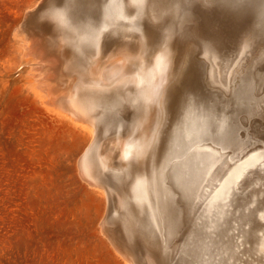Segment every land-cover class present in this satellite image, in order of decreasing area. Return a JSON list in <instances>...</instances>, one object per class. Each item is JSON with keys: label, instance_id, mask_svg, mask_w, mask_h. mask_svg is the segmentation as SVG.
<instances>
[{"label": "rangeland", "instance_id": "1", "mask_svg": "<svg viewBox=\"0 0 264 264\" xmlns=\"http://www.w3.org/2000/svg\"><path fill=\"white\" fill-rule=\"evenodd\" d=\"M86 1L88 0H0V264H127V262L133 264H180L181 262V264H186L187 259L181 254L180 248L187 236L194 230L195 220L184 199L175 195L169 203V216H167L169 226L164 238L149 234L145 226L146 217L129 204L126 209L123 208L121 201L128 199L135 177L146 175L151 178L154 169L159 168L168 151L170 134L180 118L182 100L198 92V95H206L209 99L225 104L231 100L234 91L246 84H251L253 108L251 107L248 112H240L236 116L235 125L238 129L235 137L241 148L236 152H251L255 148L264 150V100H262L264 99V39L253 37L255 21L246 15L245 10L233 11L221 6L220 2L210 5L206 3V0H201L202 2L200 0H146L141 17L137 19L135 26L125 24L116 33H106L101 41V55L104 63L107 60L116 61L129 56L133 58L132 61H135L129 65L132 73H138L141 68L145 67L151 70L154 57L161 48L167 46L170 47L171 55L177 54L172 56L173 61L176 62H173L176 74L178 75L181 69L185 71L189 69L184 80H176L177 76L167 91L165 118L160 136L162 138L146 159L132 160L126 168H123L120 151L123 142L130 137L137 120L138 115L134 106L121 102L118 105L119 109L111 113L112 120L102 119L101 115L96 112L99 122L96 121V125L92 128L87 123L78 121L74 123L70 117H63L65 114L61 113L62 110H59L55 103H49L48 97L44 98V103L35 93L36 86L40 84V81L42 82L41 78L45 81V74L49 73L53 74L54 78L46 79L45 83L50 84L53 97L69 95L74 87L77 75L74 71L78 66V57L76 59V52L72 47L73 38L69 35L65 39L51 18L50 11L60 10L70 5L76 7L81 17L83 16L82 19L98 21L102 18L108 0L105 2L104 0H90L88 3ZM125 2L127 4L129 0ZM95 3L100 4L98 8H96L97 5L94 6ZM86 4H90L89 7ZM90 6L93 8L91 9ZM207 6L209 7L206 8ZM128 7L132 12L130 5ZM30 16L32 19L29 18ZM27 21L28 23L25 24ZM146 23L151 24V27ZM235 28L239 33L235 31ZM210 30L211 34H209ZM200 33L204 35L201 36ZM245 35L250 36L245 37ZM213 38L215 41L218 40L219 44L216 42L218 45ZM34 42H36L35 48L46 51L44 59H51L55 64L51 63V68H47L48 64L43 66V73L33 68L36 57L25 56L26 46L33 45ZM200 42L203 43L202 46ZM206 47L213 50H211V63L207 58L204 59L205 51L202 48ZM142 48H146L143 54V60H145L143 65L137 57ZM176 50L178 53L175 52ZM64 55L67 56L63 57ZM87 57L88 65H90V55ZM190 59V63L187 62ZM72 60L77 63L75 64ZM67 63L72 67L69 66V71L65 66ZM100 64L101 62L98 68L102 69ZM213 65L216 68L212 67ZM212 69L216 75L213 79L214 83L209 86L208 81H210L209 76ZM35 71L43 75H37ZM195 75L198 76L200 82L198 87L192 89V85L196 83ZM35 80L39 84H36ZM175 93L178 96H175ZM115 98L116 96L112 95L109 101L112 102ZM240 110H243V107ZM236 111L235 107L229 109V113ZM254 119L257 120L254 121ZM93 143L97 148L90 163L92 162L91 168L99 187L87 182L80 166L82 157ZM246 149L249 150L246 151ZM230 155H232L231 150ZM101 158L109 160L107 167L99 164ZM253 176L242 182L231 208L235 216L233 223L237 228H235V233L231 232V237L235 235L236 240L240 236L236 218L240 220L243 214H240L241 205L253 198L252 206L257 207L256 210L264 207V193H262L264 192V171H256ZM258 193L259 196H257ZM247 214L249 216L250 213ZM172 226L174 232L170 233L169 228ZM260 226L264 227V220L261 221ZM244 229L249 230V227L246 226ZM170 241L173 242L170 243ZM253 247L254 245L250 242V244L245 243L241 248H237L229 264H264V260L253 256ZM146 251L149 252L146 253ZM162 258H166L165 261ZM157 259H160V262Z\"/></svg>", "mask_w": 264, "mask_h": 264}, {"label": "bare ground", "instance_id": "2", "mask_svg": "<svg viewBox=\"0 0 264 264\" xmlns=\"http://www.w3.org/2000/svg\"><path fill=\"white\" fill-rule=\"evenodd\" d=\"M88 1H90V0H88ZM88 1H86V2L88 3ZM104 2H105V0H104ZM145 2H146V0H129V2L126 4L125 0H108L106 6L104 8L102 18H100L98 21H92L90 19L76 20L67 8H62L60 10L50 11L51 18L54 20L56 26L63 33L65 39L69 35L71 38H73L72 44L74 46L72 45V47L74 48V50L76 52V59L78 57V64H77L78 66H76L77 69L74 71L75 74L77 73L76 80L74 79L75 80L74 81V87L72 88V90L70 89L71 90L70 94L69 95L68 94L67 95H61L59 97H53V95H52L53 90H51L50 84L45 83L46 79L51 80L54 78L53 74H51V73H49L48 75L45 74L46 76L45 77L43 76L45 81H43V79L40 77L42 80V82L40 81V84H39V82H37V80H35L37 82L36 84H39L38 86H36L37 91H35V93L37 96H39L40 99H42V102H44V98L48 97L49 99L48 98L47 99L49 101L48 100L47 101L49 103H55L56 106H58L59 110L60 109L62 110L61 113L65 114L63 117H66V116L70 117L74 121V123L77 121L82 122V123H87L90 125L89 127H92V128H93V126L96 125V121L99 122L97 120L98 118H96V112H98L101 115L100 117H102V119L110 118V120H112L111 113L116 111L117 109H119L118 105L121 102H125L129 105L134 106L135 111L138 115L137 120L135 122V125L133 127V130L131 132L130 137L127 139L125 138L126 140L124 139L125 141L123 142L122 149L120 151L122 153L120 159L123 161L122 163L124 164L123 168H126V166L129 164V162L132 160L146 159V157L149 156V153H150L152 147L155 144H157V142L159 141V138H162V137H160V135H161V130H162V126H163L164 118H165V95H166V91H167L170 83L178 76L176 74V72L174 71V69L176 67L174 68V65H173L174 61H173L172 56H174L175 54L171 55L170 47H167V46H165L164 48H161L158 53L156 52L157 54L153 59V62H152L153 67L151 70H149L148 68L145 67V68H141L138 73H132L129 69V65H130V63H133L135 61H132L133 58L129 57V56L124 57V58L119 59V60H116V61L114 60V61L109 62L107 60V62H105V63L103 62V56L101 55V52H102L101 41H102V38L104 37V35L108 32L116 33L117 31L122 29V26L125 24H128L129 26L130 25L135 26L137 23V19H139L141 17V14H142L144 6H145ZM96 3H97V1H96ZM96 3L94 4V6L97 5L96 8H98L99 3L98 4H96ZM80 4H82V3H80ZM86 5H88L87 7H89L90 4H86ZM129 5L132 8V12L129 11V7H128ZM208 7L209 6H207L206 8H208ZM90 8H91V6H90ZM96 10H98V9H96ZM206 10L207 9H205V11ZM202 12H203V10H202ZM86 13H87V11H86ZM130 13H132V15ZM204 16H206V15H204ZM31 17L32 16H30L29 18H31ZM158 18H160V17H158ZM202 19H204V18H202ZM26 23H28V21L25 22V24ZM40 24H42V23H40ZM27 25H29V24H27ZM142 25H144V24H142ZM148 25H150V27H151V24L148 23L147 26ZM154 25H156V24H154ZM219 25H221V24H219ZM234 25H236V24H234ZM241 25L243 26L242 23H241ZM23 26H25V25H23ZM203 26H205V25H203ZM242 26H240V27H242ZM154 27H156V26H154ZM221 27H222V25H221ZM201 28H199V29H201ZM249 29H251V28H249ZM236 30L237 29L235 28V31ZM19 31H21V30H19ZM206 31H204V33ZM127 32H129V31H127ZM197 32H198V30H197ZM197 32H195V33H197ZM214 32H215V30L213 31V33ZM236 32H238V31H236ZM21 33H23V32H21ZM207 33H209V32H207ZM201 34L202 33H200V35ZM209 34H211V30H210ZM209 34H207L208 37H209ZM203 35H201V36H203ZM207 35H205V36H207ZM249 36L245 35V37H249ZM212 37H211V39H212ZM214 37H216V36H214ZM25 39H26V37H25ZM213 39L215 41V38H213ZM47 40H49V39L47 38ZM199 40H197V41L199 42ZM247 40H249V38ZM55 41H56V39H55ZM177 41H175V42H177ZM197 41H194V42H197ZM217 41H215V43ZM48 42H51V41H48ZM202 42H203V38H202ZM259 42H261V41H259ZM28 43H29V41H28ZM35 43L36 42H34L33 45L28 44L26 46L25 50L27 52H26L25 56H34V58L36 57V59H35L36 62L33 63V68H35L38 72L43 73V71H42L43 66H46V64H48L49 66H47V68H49L50 64L51 63L54 64V62H52L51 59L45 60L44 59V56H45L44 52H46V51L38 50V48H35L36 47ZM147 43H148V40H147ZM187 43H188V41H187ZM203 43H201V46ZM188 44H190V43H188ZM260 44H258V46ZM56 45H57V43H56ZM192 45H194V43ZM52 46H53V44H52ZM204 46H205V44H204ZM241 46H243V45L241 44ZM184 47H186V46H184ZM218 47H217V49H218ZM44 48H45V46H44ZM194 48L192 49V51L194 50ZM144 49H146V48H142L140 53L137 54V57H138L141 65H143L145 63V60H143V58H144L143 54L145 52ZM202 49H204V48H202ZM221 49L222 48H220V50ZM227 49H229V48L227 47ZM64 50L65 49H63V51ZM147 50H149V49L147 48ZM174 50H175V48H174ZM259 50H258V52H259ZM183 51H184V49H183ZM175 52H177V50ZM182 52H180V53H182ZM245 54H247V53L245 52ZM60 55H61V53H60ZM87 55H90V59H91L90 65H88V62H87V58H88ZM179 55H178V57H179ZM66 56L67 55H64L63 57H66ZM69 56H71V55H69ZM146 56H147V54H146ZM60 57H62V56H60ZM96 57H98V59H96ZM150 57H152V56H150ZM192 57H194L193 54H192ZM195 57H196V55H195ZM263 57H264V55H263ZM67 59H68V57H67ZM228 60H230V59H228ZM72 61H74V60H72ZM188 61L190 62L191 59ZM100 62H101L100 65H102V67H101L102 69L98 68ZM70 63H73V62H70ZM76 63L77 62H75V64ZM174 63H176V62H174ZM231 63H233V62H231ZM65 66H66V69L69 71L70 64L67 63ZM88 67H89V69H88ZM212 67H215V66L213 65ZM63 68L64 67H62V69ZM219 68H220V66H219ZM63 70L65 72H67V70H65V69H63ZM188 70L189 69H187V71ZM37 71H35V72L38 75L39 73ZM50 71H51V69H50ZM214 72L215 71L213 69L210 72V75L213 79H214V76L216 75V74L214 75ZM52 73L55 74L54 71ZM244 73H245V70H244ZM67 74H66V76H67ZM39 75H41V74H39ZM66 76L64 78H66ZM37 77H39V76H37ZM62 77H63V75H62ZM222 78H223V75H222ZM229 78H230V76H229ZM215 81H216V79H215ZM188 82H190V81H188ZM206 82H207V80H206ZM179 83H181V82H179ZM225 83H223V84L225 85ZM230 83H231V81H230ZM230 83H228V84H230ZM57 84H58V82H57ZM235 84H237V83H235ZM60 85H61V83H60ZM66 85H67V83H66ZM70 85H72V84H70ZM184 86H185V84H184ZM240 87H241V85H240ZM177 88H179L178 84H177ZM68 89H69V87H68ZM198 94H199V92H198ZM112 95L116 96V98L112 102H110L109 98L112 97ZM170 95H171V93H170ZM175 96H178L177 93H175ZM174 99H176V98H174ZM262 100H264V99H262ZM172 102H171V104H172ZM174 104H176V103H174ZM47 106H50V105H47ZM254 106H255V103H254ZM58 108H56V110ZM167 108H168V106H167ZM172 115H173V113H172ZM246 120H244V121H246ZM255 120H257V119H254V121ZM167 121H168V119H167ZM246 123L248 124V122H246ZM249 124H250V122H249ZM234 131H235L234 125L230 122L229 117L223 115L220 112H217L216 110H213L212 108L197 106V105L193 104L192 102H189L184 107L182 114H181V118L174 127L173 134H172L170 141H169V144H168V151H167L166 156L164 157L162 163L160 164L159 168L154 169V172H153L151 178L147 177L146 175H139V176L135 177L133 182H132V186L130 189V198L133 200V202L136 205V207L138 208L139 212L146 213L148 216H150V218L152 220L151 223L157 231H159V230L164 231V230L168 229V226H169V224L167 223V216H169L168 215V206H169V203L172 201V199L175 197V191L180 192L184 198H186L193 206H195L197 209H199L198 215L196 217V221H197L196 225L198 228V232L196 234L197 236L194 237L195 240L192 243L191 250L188 253V255L191 258L190 264H222V261H229L233 257V255L231 253V251H232L231 246L230 245H223L220 238L228 232V228H229V225H230L231 220H232L231 208H232L233 203H234V197L236 195V192L239 190L242 182H244L245 180H248L251 176L256 174V171H261V172L264 171V150L259 148V149H261L260 151H253V152L249 151L250 153H247V154H244V151L237 153L236 151L240 150L241 148H240L238 141L235 139ZM105 134H107V133H105ZM124 135H126V133ZM162 141H164V140H162ZM119 142H120V140H119ZM96 148L97 147H96L95 143H93L90 146V148L87 150V152L84 154V156L82 157V159L80 161V166H81L82 174L85 177V179L87 180V182L92 186L97 185V187H99L100 185L97 181V178L94 176L92 168H91L92 162L90 163V159L93 156L94 152L96 151ZM102 148H103V146H102ZM256 149L257 148H255V150ZM228 150L232 151V155H229L230 153L229 154L227 153ZM247 150H249V149H246V151ZM120 159H119V161H120ZM108 161H109L108 159L106 160L104 158H101L99 161L100 162L99 164L102 167H107ZM114 164H113V166H114ZM116 168L117 167H115V169ZM118 170H116V171H118ZM143 170H144V168H143ZM258 175H257V177H258ZM115 179H116V177H115ZM86 180H85V182H86ZM106 181H107V179H106ZM117 186H119V185H117ZM118 190H120V189L118 188ZM262 193H264V192H262ZM259 195L260 194L258 193L257 196H259ZM252 196H254V195H252ZM252 200H254V199L252 198ZM121 205L123 208H125V209L127 208V203L125 201H121ZM120 211H121V209H120ZM247 213H248V208H246L244 210V212L241 216V219H240V224H242V225L248 224L247 223L248 222V216H247L248 214ZM249 216H250V214H249ZM257 217L263 218V212L262 211L257 212ZM116 223H118V222H116ZM117 225H119V223ZM117 229H119V228H117ZM169 230H170V228H169ZM117 231H119V230H117ZM120 237H121V233H120ZM122 238H123V236H122ZM172 242L170 241V243H172ZM257 243H258V248H257L258 251L264 255V231H262L260 238L258 239ZM134 248H136V247H134ZM132 250H133V248H132ZM137 251H139V250H137ZM166 251H168V250H166ZM170 251H172V250H170ZM147 252H149V251H146V253ZM158 252L159 251H157V253ZM181 254H182V252H181ZM146 255H148V254H146ZM163 257H165V256H163ZM162 259H164V258H162ZM165 259H164V261H165ZM167 259H169V258H167ZM129 261H131L130 258H129ZM158 261L160 262V259ZM162 261H161V263H162ZM156 263H158V262H156ZM231 263H232V261H231ZM127 264H133V263L127 262ZM162 264H164V263H162Z\"/></svg>", "mask_w": 264, "mask_h": 264}, {"label": "water", "instance_id": "3", "mask_svg": "<svg viewBox=\"0 0 264 264\" xmlns=\"http://www.w3.org/2000/svg\"><path fill=\"white\" fill-rule=\"evenodd\" d=\"M221 6H223L224 8H228V9H232V10H237V9H243L246 11V15L249 17L250 19H253L255 21L254 23V30H253V37L255 38H263L264 39V0H206L207 4L211 3H218ZM64 8H67L70 13L72 14V16L76 19V20H84L82 19L79 11H77L75 9V7L70 6V5H66ZM87 19V18H86ZM92 20V19H90ZM92 21H96V20H92ZM109 33V32H108ZM205 51V57L204 59H208L210 60L211 63V56H212V51L211 49H209L208 47L204 48ZM189 62V61H187ZM190 63V62H189ZM188 72L185 71V69H181L178 73V78L176 80L180 81L184 79L185 75H187ZM197 74V73H196ZM199 74V73H198ZM197 74V75H198ZM195 75V85H192V89H194L195 87H198V83L200 82L198 76ZM209 86H211L210 84L214 83L213 78L211 77V75L209 76ZM172 82L170 83L169 87L171 86ZM169 87L167 89V91L169 90ZM252 88H251V84H246L241 88H238L237 91H235L231 97V100L226 102L225 104L215 100V99H209L208 96L206 95H194V96H190L189 98L185 99L184 101L182 100V110H181V114L182 111L184 109V107L187 105V103L192 102L193 104L197 105V106H203V107H208V108H212L213 110H216L217 112L222 113L223 115L229 117L230 122L234 125L235 131H234V136L236 135V130L238 129V127L235 125V121H236V116L238 113L240 112H248L251 107L253 106V97L251 96V92H252ZM167 91H166V95H165V103L167 100ZM235 107V109L237 110L235 113L231 112L229 113V109ZM243 110H240L242 109ZM181 114H180V118H181ZM239 115V114H238ZM180 118L178 119V121L180 120ZM178 123V122H177ZM174 129L172 130L171 134H170V138L173 134ZM161 134H162V130H161ZM161 136V135H160ZM160 139V138H159ZM235 139L237 140V138L235 137ZM170 141V140H169ZM156 144L152 147L151 151L155 148ZM254 151H260V150H254ZM253 152V151H251ZM227 153H230V150L227 151ZM250 152H246L244 154H247ZM230 155V154H229ZM241 188V186H240ZM239 188V189H240ZM175 195H179L182 199H184V201H186L188 203V209L190 210V214L194 216V230L191 231V233L187 236V239L184 241V243L181 245L180 251H182V255L184 256L185 259H187V263L186 264H190L191 258L188 255L189 251L191 250V245L194 242V237L197 236V232H198V228H197V221H196V217L198 215V210L195 206H193L186 198H184L182 196V194L178 191H175ZM236 196V195H235ZM125 201L127 203V205H131L132 207H134L136 209V211H138V208L136 207V205L134 204L133 200L129 198L127 200H122ZM234 201H235V197H234ZM254 204L253 200H250L248 202H244L241 207V211L240 214L244 212V210L246 208H248V213L252 214L250 215V217L248 216V224H240V220H238L236 218V222L237 225L239 227L238 232L240 233V236L238 237V239L240 238V241L237 239H235V236L231 237V232L235 233V226H234V213H232L231 211V223L229 225L228 228V232L222 236L221 242L223 245H230L231 246V253L232 255H235L236 253V249L244 246L245 243L250 244V242L254 245L253 247V256H256L258 259L260 260H264V255L261 254L258 251V239L260 238V235L262 233V231H264L263 226L261 225V221L264 220V207H261L259 209L256 210V208H254V206H252ZM263 212V218H258L257 217V212ZM140 214H143L146 217V228L147 231L149 232V234H151L152 236H158L160 238H164L166 231H157L154 226L152 225V220L150 218V216H148L146 213H142L139 212ZM242 216V215H241ZM241 219V217H240ZM248 226L249 230H245L244 228ZM252 228H254V230H252ZM173 226L170 228V233H173ZM179 262V260H178ZM181 264V262H180ZM222 264H229V261H222Z\"/></svg>", "mask_w": 264, "mask_h": 264}]
</instances>
